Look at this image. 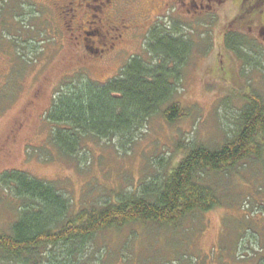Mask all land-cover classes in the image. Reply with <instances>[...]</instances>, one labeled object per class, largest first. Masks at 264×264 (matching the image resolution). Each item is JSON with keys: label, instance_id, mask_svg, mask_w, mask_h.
Returning <instances> with one entry per match:
<instances>
[{"label": "rangeland", "instance_id": "1", "mask_svg": "<svg viewBox=\"0 0 264 264\" xmlns=\"http://www.w3.org/2000/svg\"><path fill=\"white\" fill-rule=\"evenodd\" d=\"M67 1L77 11L63 12L60 4ZM184 1L120 0L115 13L125 15L132 30L105 53L91 41L97 37L84 34V43L75 30L83 24L91 32L105 29L97 17L110 4L0 0V175L19 170L55 184L72 215L114 202L120 192L139 191L192 143L219 148L232 138L246 100L264 98V3L243 0L244 9L241 0ZM153 31L192 43L172 99L186 116L169 122L157 113L125 146L120 135L86 136L77 154L60 150L46 118L55 95L81 77L108 81L133 56L152 62L147 41ZM229 34V42L241 43L239 51L227 48ZM201 177L215 187L220 206L190 212L176 225L149 221L104 229L88 240L83 255L62 257L61 245L56 257H38L36 264H264V159ZM25 202L0 182V233L11 234ZM29 261L0 255V264H35Z\"/></svg>", "mask_w": 264, "mask_h": 264}, {"label": "trees", "instance_id": "2", "mask_svg": "<svg viewBox=\"0 0 264 264\" xmlns=\"http://www.w3.org/2000/svg\"><path fill=\"white\" fill-rule=\"evenodd\" d=\"M263 3L256 0L254 5ZM240 4L245 9L243 0ZM248 8L254 11V7ZM231 36L225 40L227 48L239 51L241 43L229 42ZM147 43L152 62L133 56L120 75L108 81L81 77L66 83L55 95L46 118L60 150L77 154L86 136L109 139L120 135L125 146L134 139L136 128L157 113L169 122L186 116V109L172 99L192 43L183 35L175 37L163 31H153ZM231 132L233 137L219 148L192 143L169 171L149 179L139 191L120 192L114 202L105 201L101 207L83 208L72 215L68 199L55 184L19 170L4 172L0 182L26 202L12 224L11 234L0 233L1 257L13 261L27 257L36 264L38 257H56L54 252L62 245L59 252L66 249L62 257L73 259L83 255L88 240L101 230L131 222L176 225L190 212L220 206L215 187L201 175L226 173L247 159H264L262 96L253 94L246 100Z\"/></svg>", "mask_w": 264, "mask_h": 264}, {"label": "flooded vegetation", "instance_id": "3", "mask_svg": "<svg viewBox=\"0 0 264 264\" xmlns=\"http://www.w3.org/2000/svg\"><path fill=\"white\" fill-rule=\"evenodd\" d=\"M119 1L120 0H101V5H103V6L110 4L109 9L105 11V8H103L100 12H105V13L102 15L98 14V17H97V19L102 22L101 25L103 27H105V29H102L101 27L98 26L99 29H96L95 32L94 31L91 32V31L84 30L83 29L84 24H83L80 26V28L75 30V32H78L79 36H83V42L84 43H85V41H87L86 38H89V36H86V38H85L84 34L97 37L96 38L97 40L93 39L91 41L94 42L95 44L98 43L100 50H102L106 53L107 51H110V50H107V48H112L114 50L115 46H119V43L122 40V38L124 37V35L126 36V34L130 33L132 28L129 29L130 24L127 23V18L125 17V15H117V13H115L116 8H117L116 3ZM179 1H182L183 3L186 2L184 0H174V2H179ZM191 1H192V3L196 4L195 0H191ZM217 1H219V0H217ZM67 3L68 4H64L63 8H62L63 4H60V8L62 9L63 12H66L67 10H76L75 7L77 5L74 6V2L67 1ZM87 5L89 7H91L90 3ZM72 15L74 16L75 13H73ZM99 21L94 20V22L97 25H98ZM74 27L75 26H73L72 28H74ZM85 47L87 49L92 48L89 45L86 46V44H85Z\"/></svg>", "mask_w": 264, "mask_h": 264}]
</instances>
